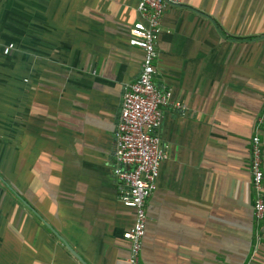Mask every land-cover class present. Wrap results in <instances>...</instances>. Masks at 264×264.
Returning a JSON list of instances; mask_svg holds the SVG:
<instances>
[{"label":"crops","instance_id":"0c3cea01","mask_svg":"<svg viewBox=\"0 0 264 264\" xmlns=\"http://www.w3.org/2000/svg\"><path fill=\"white\" fill-rule=\"evenodd\" d=\"M136 2L0 0V264H81L67 246L85 264H126L133 210L111 172L112 132L141 60L127 43ZM160 22L154 83L179 106L162 108L168 157L145 199L140 262L264 264L248 173L264 102V0H181ZM42 131L51 144L27 147ZM258 136L264 190V125ZM18 151L39 153L30 189L44 208L17 184L25 159L5 160Z\"/></svg>","mask_w":264,"mask_h":264},{"label":"built area","instance_id":"2783aa9c","mask_svg":"<svg viewBox=\"0 0 264 264\" xmlns=\"http://www.w3.org/2000/svg\"><path fill=\"white\" fill-rule=\"evenodd\" d=\"M181 0H137V19L128 29L127 43L141 51L138 72L123 87L117 120L112 132L111 172L120 183L119 200L133 210L131 225L121 233L127 243L126 264H141L140 249L145 227V199L157 186L159 166L168 157L166 146L157 135L162 108L173 104L169 89L154 83L156 42L161 32V15L169 5ZM12 48H1L3 55ZM264 125V102L257 114L248 140V173L251 191V217L255 227L264 219V190L260 138ZM258 238L257 233H255Z\"/></svg>","mask_w":264,"mask_h":264},{"label":"rangeland","instance_id":"374dc122","mask_svg":"<svg viewBox=\"0 0 264 264\" xmlns=\"http://www.w3.org/2000/svg\"><path fill=\"white\" fill-rule=\"evenodd\" d=\"M14 131H16L14 129ZM30 131V130H29ZM42 136H41V141L38 139L35 140H31L32 138L30 137L28 141H26V146L30 147L31 145H40L43 147V149H46L48 147V145H50V139L51 137L48 136V132L47 131H42ZM17 144V143H16ZM19 145V144H18ZM11 146H16L15 144L13 145V143H11ZM39 154V153H38ZM38 154H32L30 152H24V153H20L18 152H11L8 153L5 157V160L8 162V166L12 167L13 166V161L17 160V159H25L24 164L21 166L20 172L17 173L18 176L16 177L17 179V184L19 183L21 185V187H24L25 189H33L32 188V183H31V177H32V172L30 171V167L32 165V162L34 161L39 162L41 159L38 157ZM50 153L48 151H42L41 155H49ZM52 155V154H50ZM52 157V156H51ZM33 162V163H34ZM51 163V162H50ZM45 164H48V161L45 162ZM15 167H13L14 169ZM12 168H9V171L13 170ZM15 170V169H14ZM41 178L48 181H52V168H48L43 170L42 174H41ZM27 182L29 183V185L27 184ZM45 187V185H44ZM30 189L31 193L33 196H36L38 198L41 195V191H38L37 189H35V194H33L32 190ZM40 207L44 208L47 206V201H45V198H41L40 199Z\"/></svg>","mask_w":264,"mask_h":264},{"label":"water","instance_id":"95a60500","mask_svg":"<svg viewBox=\"0 0 264 264\" xmlns=\"http://www.w3.org/2000/svg\"><path fill=\"white\" fill-rule=\"evenodd\" d=\"M48 226V225H47ZM67 249L70 251V253H72V255L81 263V264H85L81 259L80 257L74 253L68 246H67Z\"/></svg>","mask_w":264,"mask_h":264}]
</instances>
